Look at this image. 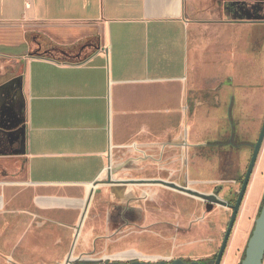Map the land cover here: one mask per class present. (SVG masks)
Listing matches in <instances>:
<instances>
[{
    "label": "crops",
    "instance_id": "crops-1",
    "mask_svg": "<svg viewBox=\"0 0 264 264\" xmlns=\"http://www.w3.org/2000/svg\"><path fill=\"white\" fill-rule=\"evenodd\" d=\"M253 3L0 0V139L25 125L22 153L0 145L22 164L0 179V219L80 223L122 173L161 171L166 148L193 147L196 119L226 121L243 27L264 26ZM34 34L65 51L40 53ZM263 194L264 141L220 264H239Z\"/></svg>",
    "mask_w": 264,
    "mask_h": 264
},
{
    "label": "rangeland",
    "instance_id": "rangeland-1",
    "mask_svg": "<svg viewBox=\"0 0 264 264\" xmlns=\"http://www.w3.org/2000/svg\"><path fill=\"white\" fill-rule=\"evenodd\" d=\"M263 1L259 0L260 18ZM243 2L249 8L256 7L254 0ZM243 28L241 45L238 43L243 59L237 62L241 75L236 76L237 86L231 88L227 99V120L196 119L193 147L166 148L161 171L124 172L125 180L155 174L154 179L214 193L230 204L235 202L264 118V26L259 25L257 32L254 26ZM20 119L14 131L10 130L5 140L0 139L1 146L17 140L18 153L24 148L25 125L24 118ZM17 159L0 157V179L19 175L22 164L18 166ZM175 163L177 168L171 169ZM104 188L101 202L90 204L80 223L77 219H32L28 214L0 219V264L214 259L230 207L162 184L121 182ZM242 256L243 252L240 261Z\"/></svg>",
    "mask_w": 264,
    "mask_h": 264
},
{
    "label": "water",
    "instance_id": "water-1",
    "mask_svg": "<svg viewBox=\"0 0 264 264\" xmlns=\"http://www.w3.org/2000/svg\"><path fill=\"white\" fill-rule=\"evenodd\" d=\"M263 141H264V118L262 120V124H261L260 130H259L257 139H256L255 143L253 144L252 154H251L249 163L247 165L245 174L243 176L240 188L238 190L235 202L233 204H230L224 200H221L214 193L213 194L202 193L199 191L192 190L186 186L178 185V184L171 182V181H165V180H161V179H137V180L129 179V180L121 181L123 183L162 184L164 186H167L169 188L175 189V190L180 191V192H184L186 194L200 198L202 200L230 207L231 208V214H230L227 226L225 228L220 246L216 252V256L213 260H211V262L207 263V262L201 261V260H185L182 258H176V259H173L171 261L160 260L157 262L143 261V260H137V259H134V260H131L128 262L106 261L105 264H220L222 257H223V254L225 252V249H226L228 239H229V236L231 234L234 222L236 220L237 213L239 211L241 202L243 200V197H244V194H245V191H246L249 179H250V175L253 171V168H254V165L256 163V160H257L258 154L260 152ZM103 182L104 183H112L113 181L110 179V176H108L107 179ZM94 185L95 184H93V186L91 187V191H92ZM87 207H88V202L85 204L84 213H85ZM84 213H83V216H84ZM83 216L81 219H83ZM263 258H264V199H263V202L261 204L260 211L254 220L253 229H252L251 234L247 240V243H246V246L244 249V256L242 257L240 264H262ZM87 262L88 261H82L81 264H86Z\"/></svg>",
    "mask_w": 264,
    "mask_h": 264
},
{
    "label": "trees",
    "instance_id": "trees-1",
    "mask_svg": "<svg viewBox=\"0 0 264 264\" xmlns=\"http://www.w3.org/2000/svg\"><path fill=\"white\" fill-rule=\"evenodd\" d=\"M33 41L35 43V46L38 48L39 52L40 53L42 52L43 54H49L51 52H57V51H61V52L65 51L60 46H57V45H54V44L48 42L46 39H44L43 36H38L37 34L36 35L34 34ZM262 202H263V200H262ZM259 211H260V208H259ZM259 211H258V213H259ZM215 256H216V254H214L213 257L215 258ZM243 256H244V251H243ZM201 261H205V262L209 263V261H207V260H201ZM94 263H96V262L92 261L90 264H94Z\"/></svg>",
    "mask_w": 264,
    "mask_h": 264
},
{
    "label": "flooded vegetation",
    "instance_id": "flooded-vegetation-1",
    "mask_svg": "<svg viewBox=\"0 0 264 264\" xmlns=\"http://www.w3.org/2000/svg\"><path fill=\"white\" fill-rule=\"evenodd\" d=\"M5 150H10V149H7V147L6 148H4ZM3 148H0V151H2V150H4Z\"/></svg>",
    "mask_w": 264,
    "mask_h": 264
},
{
    "label": "bare ground",
    "instance_id": "bare-ground-1",
    "mask_svg": "<svg viewBox=\"0 0 264 264\" xmlns=\"http://www.w3.org/2000/svg\"><path fill=\"white\" fill-rule=\"evenodd\" d=\"M232 255V254H231ZM228 257V256H227ZM230 259V258H229Z\"/></svg>",
    "mask_w": 264,
    "mask_h": 264
}]
</instances>
